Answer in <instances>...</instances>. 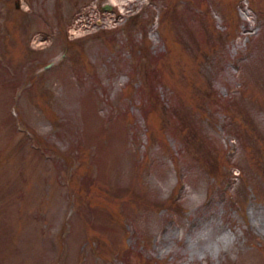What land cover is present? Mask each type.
<instances>
[{"label": "rangeland", "instance_id": "rangeland-1", "mask_svg": "<svg viewBox=\"0 0 264 264\" xmlns=\"http://www.w3.org/2000/svg\"><path fill=\"white\" fill-rule=\"evenodd\" d=\"M0 264H264V0H0Z\"/></svg>", "mask_w": 264, "mask_h": 264}]
</instances>
